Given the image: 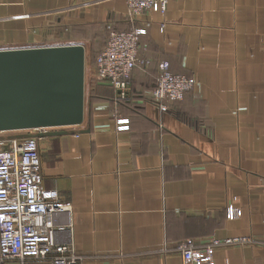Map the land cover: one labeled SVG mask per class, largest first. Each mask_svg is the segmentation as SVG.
Here are the masks:
<instances>
[{
	"label": "crops",
	"instance_id": "0c3cea01",
	"mask_svg": "<svg viewBox=\"0 0 264 264\" xmlns=\"http://www.w3.org/2000/svg\"><path fill=\"white\" fill-rule=\"evenodd\" d=\"M141 18L127 20L125 0H0V48L94 51L106 24L149 21L130 103L94 79L79 128L0 138L37 137L43 184L70 205L83 264H183L178 242L234 236L252 241L215 247L214 264H264V0H168ZM161 61L195 79L166 110L148 99ZM229 202L238 217H228Z\"/></svg>",
	"mask_w": 264,
	"mask_h": 264
},
{
	"label": "built area",
	"instance_id": "2783aa9c",
	"mask_svg": "<svg viewBox=\"0 0 264 264\" xmlns=\"http://www.w3.org/2000/svg\"><path fill=\"white\" fill-rule=\"evenodd\" d=\"M168 0H125L126 18L134 23L146 13L164 12ZM124 30L106 24L107 36L94 59L98 80L109 82L116 100L131 95V75L141 36L149 21ZM158 76L150 101L166 110L167 100H181L195 81L174 73L168 61L158 64ZM118 127H128L126 118L117 119ZM45 129V128H39ZM229 218L239 215L232 202L226 206ZM71 207L61 200L56 188L43 184L37 137L33 134L0 138V264H83L71 241ZM251 236L213 237L204 246L180 241L177 249L183 264H214L215 247L247 243Z\"/></svg>",
	"mask_w": 264,
	"mask_h": 264
},
{
	"label": "water",
	"instance_id": "95a60500",
	"mask_svg": "<svg viewBox=\"0 0 264 264\" xmlns=\"http://www.w3.org/2000/svg\"><path fill=\"white\" fill-rule=\"evenodd\" d=\"M84 59L81 43L0 48V131L81 124Z\"/></svg>",
	"mask_w": 264,
	"mask_h": 264
},
{
	"label": "rangeland",
	"instance_id": "374dc122",
	"mask_svg": "<svg viewBox=\"0 0 264 264\" xmlns=\"http://www.w3.org/2000/svg\"><path fill=\"white\" fill-rule=\"evenodd\" d=\"M106 26V25H105ZM106 36H107V30L105 28V33H104V36H102L100 38V40H98V42H102L103 41V38L106 39ZM100 36L98 35V38ZM104 39V40H105ZM98 44V43H97ZM100 47L99 48H96L94 49V51L92 50L91 46L90 45H86V48H85V59H84V99H85V93H86V100H87V94L89 93V89L94 86L92 84V81L94 79H98L97 76H96V72H95V66H94V63L92 66H94V76H92L93 72H92V67H91V64H92V61L94 60L95 56H96V53L99 51ZM94 53H93V52ZM192 77V76H190ZM193 78V77H192ZM193 80L195 81V79L193 78ZM151 92V91H150ZM131 94H132V91H131ZM132 96H130L131 98ZM149 97H150V93H149ZM150 99V98H148ZM170 101H173V100H170ZM174 101H179V100H174ZM122 118V117H121ZM116 119H120L119 117L116 118ZM81 124L79 125H66V126H61L63 127L64 129H68V130H75L77 128H79Z\"/></svg>",
	"mask_w": 264,
	"mask_h": 264
},
{
	"label": "trees",
	"instance_id": "16d2710c",
	"mask_svg": "<svg viewBox=\"0 0 264 264\" xmlns=\"http://www.w3.org/2000/svg\"><path fill=\"white\" fill-rule=\"evenodd\" d=\"M132 84V83H131ZM130 84V85H131ZM131 100V98L129 99V100H127V101H120V102H123V103H130L129 101Z\"/></svg>",
	"mask_w": 264,
	"mask_h": 264
}]
</instances>
